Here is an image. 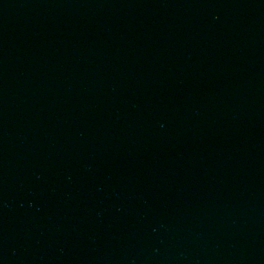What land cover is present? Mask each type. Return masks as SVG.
Masks as SVG:
<instances>
[{"label": "water", "instance_id": "95a60500", "mask_svg": "<svg viewBox=\"0 0 264 264\" xmlns=\"http://www.w3.org/2000/svg\"><path fill=\"white\" fill-rule=\"evenodd\" d=\"M0 264H264V0H0Z\"/></svg>", "mask_w": 264, "mask_h": 264}]
</instances>
